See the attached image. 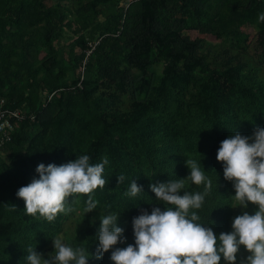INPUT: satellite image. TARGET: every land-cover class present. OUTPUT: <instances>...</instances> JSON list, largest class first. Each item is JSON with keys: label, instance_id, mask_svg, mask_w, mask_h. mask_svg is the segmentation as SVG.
I'll use <instances>...</instances> for the list:
<instances>
[{"label": "trees", "instance_id": "trees-1", "mask_svg": "<svg viewBox=\"0 0 264 264\" xmlns=\"http://www.w3.org/2000/svg\"><path fill=\"white\" fill-rule=\"evenodd\" d=\"M46 1L0 0V104L24 116L0 144V264H24L30 244L47 255L61 234L94 252L106 210L134 242L132 216L156 200L149 184L186 176L191 158L213 180L201 221L231 230L235 189L216 151L232 130L264 126V0ZM82 153L109 159L97 208L84 214L89 193H75L52 221L27 213L16 190L36 165ZM132 179L145 192L129 196ZM185 189L204 185L185 178ZM110 251L89 264H114Z\"/></svg>", "mask_w": 264, "mask_h": 264}, {"label": "clouds", "instance_id": "clouds-1", "mask_svg": "<svg viewBox=\"0 0 264 264\" xmlns=\"http://www.w3.org/2000/svg\"><path fill=\"white\" fill-rule=\"evenodd\" d=\"M258 21L264 22V11L258 14ZM216 159L222 162L223 176L235 189L236 203L231 206L240 207L232 218L231 230L217 233L213 221H201L196 209L203 207L213 180L201 166L202 158H191L185 160L189 168L186 176L149 184L156 200L148 201L150 211L140 207L132 216L134 242L125 243L126 230L118 222L121 211L106 210L99 217L94 252L57 235L47 255L36 245H28L24 264H89L90 257L100 259L109 249L114 264H220L222 258L225 264H236L241 245L250 251L238 264H264V126L257 125L250 134L232 130L219 142ZM107 164V156L92 163L87 153L61 163L41 161L35 168L38 175L19 186L16 195L23 198L27 213L52 221L60 212L71 210L69 197L89 193L85 214L99 204L93 190L105 186ZM185 178L203 184L204 190H186ZM125 179L123 173L117 176L118 183ZM141 192H145L143 185L132 179L127 194L137 196ZM249 202L256 205L251 212L247 210Z\"/></svg>", "mask_w": 264, "mask_h": 264}, {"label": "rangeland", "instance_id": "rangeland-1", "mask_svg": "<svg viewBox=\"0 0 264 264\" xmlns=\"http://www.w3.org/2000/svg\"><path fill=\"white\" fill-rule=\"evenodd\" d=\"M54 0H47L46 2L48 4L52 3ZM101 19V17H99ZM244 30L246 31H250V38H251V41H255L256 40V30H254L252 27H244ZM72 35L68 32H66L65 36H62L59 41L57 42L58 45H63V44H66L70 41ZM258 51H261V48H258ZM257 56V52L255 53V57ZM161 65L157 66V70L161 69ZM256 207V205L252 206V205H248V211L251 212L254 210V208ZM240 212V207L239 206H236L234 207V212H233V217L238 214ZM60 236H62L65 240H67V236L65 234H61ZM250 250H247L243 245H241V248L239 250V252L237 253V256H238V260L236 262V264H238L239 262V259L242 258V257H246L248 255V252ZM222 264H225V262L222 260ZM228 264H231V262H228Z\"/></svg>", "mask_w": 264, "mask_h": 264}, {"label": "built area", "instance_id": "built-area-1", "mask_svg": "<svg viewBox=\"0 0 264 264\" xmlns=\"http://www.w3.org/2000/svg\"><path fill=\"white\" fill-rule=\"evenodd\" d=\"M12 118L21 121L24 116L19 109H2L0 104V144L3 142L4 137L9 138L10 130L13 129Z\"/></svg>", "mask_w": 264, "mask_h": 264}]
</instances>
